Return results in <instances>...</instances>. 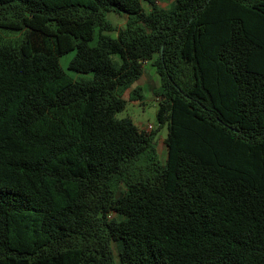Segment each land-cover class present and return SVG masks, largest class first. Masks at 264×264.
<instances>
[{"label":"trees","instance_id":"16d2710c","mask_svg":"<svg viewBox=\"0 0 264 264\" xmlns=\"http://www.w3.org/2000/svg\"><path fill=\"white\" fill-rule=\"evenodd\" d=\"M143 1L0 0V264H264V0Z\"/></svg>","mask_w":264,"mask_h":264},{"label":"rangeland","instance_id":"374dc122","mask_svg":"<svg viewBox=\"0 0 264 264\" xmlns=\"http://www.w3.org/2000/svg\"><path fill=\"white\" fill-rule=\"evenodd\" d=\"M156 4L161 8H169L173 4L174 0H154ZM141 4L144 11L149 9V4L141 0ZM107 21H109L112 26L116 29H119L125 24V16H118L113 13H110L106 16ZM114 34V33H113ZM113 34H111L113 36ZM20 35L18 33H5L0 31V38L3 40H14ZM74 55V51L65 53L59 57V66L62 71L67 74L72 79L76 80L83 75L76 74L68 70L67 66L70 60ZM146 75L148 78L146 83L139 85L142 94V104H133L130 101H126L125 108L120 112L118 118H130L139 129L147 125H151L155 133L154 141L156 143V148L158 152L159 160L162 162L165 159L166 147L164 144V139L166 136V126L159 127L156 120V111H157V101L153 92L159 87V76L157 75L155 68L146 63L143 66V76ZM85 77H89L88 75ZM124 98L127 99V95H124ZM112 216V215H111Z\"/></svg>","mask_w":264,"mask_h":264},{"label":"crops","instance_id":"0c3cea01","mask_svg":"<svg viewBox=\"0 0 264 264\" xmlns=\"http://www.w3.org/2000/svg\"><path fill=\"white\" fill-rule=\"evenodd\" d=\"M147 80H148V78H146V75H144V76L142 75V76L139 78V80H138L134 85L131 86L130 89H132L133 87H135V86H137V85H141L142 83H146ZM130 103H133V104H142V100H140V101H130ZM136 126H137V125H136Z\"/></svg>","mask_w":264,"mask_h":264},{"label":"built area","instance_id":"2783aa9c","mask_svg":"<svg viewBox=\"0 0 264 264\" xmlns=\"http://www.w3.org/2000/svg\"><path fill=\"white\" fill-rule=\"evenodd\" d=\"M152 130V126L151 125H147L143 128L144 132H150Z\"/></svg>","mask_w":264,"mask_h":264}]
</instances>
